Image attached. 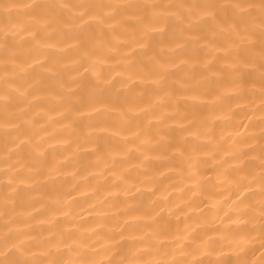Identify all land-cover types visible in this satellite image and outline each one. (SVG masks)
Listing matches in <instances>:
<instances>
[{
	"label": "bare ground",
	"instance_id": "1",
	"mask_svg": "<svg viewBox=\"0 0 264 264\" xmlns=\"http://www.w3.org/2000/svg\"><path fill=\"white\" fill-rule=\"evenodd\" d=\"M6 2L18 5L11 13L12 25L26 27L28 32L10 33L14 56L7 66L0 52V94L6 89L11 93L7 111L0 104V233L9 228L21 229L34 237L26 259H41L46 249L39 242L50 234H62L70 237L69 244L75 241L82 245L83 258L101 260L108 255L102 251L108 244L107 236L123 230L125 239L118 245L122 254H136L141 260L168 259L171 255L179 259L181 245L187 251L193 239L205 238L213 244L196 253L205 264H216L218 260H230L233 264L248 260L259 264L262 250L256 233L251 238L245 235L246 243L241 246H229L230 241L240 239L237 222L245 219L233 214L238 210L234 204V185L239 178H250L260 172L259 152L247 150L260 142L264 130V112L258 109L259 69L242 74L247 99L218 103L216 97L236 75L227 67L236 61L225 59L221 52L215 51L225 47L222 40H217L214 48H208L204 46L205 40L193 44L186 39L204 35L203 29L184 33L176 40L184 45L183 49L171 57L168 49L175 47L173 43L156 46L149 40L150 55L158 54L164 58L162 63L175 65L169 68L167 76L170 104L156 105L157 95L163 93L135 81V92L141 94L135 103L138 108H150V111L127 116L125 107L116 105L91 118L85 108L72 109L69 113L70 105L61 106L58 98L71 88L72 99L78 101L95 83L91 73H85L84 68L73 63L79 59L80 51L72 47L75 41L63 27L70 13L58 12L47 27L34 24L29 27L36 17L33 9L25 7L39 2L176 5L208 0ZM212 2L259 5L260 0ZM220 12L227 17L232 10ZM253 14L259 15V9ZM0 27H3L2 17ZM123 27L134 30L138 26L129 19ZM89 30L99 31L95 26ZM30 33L35 39H31ZM118 33L119 29L114 34ZM126 39L119 37L121 43ZM254 40L258 52L259 37ZM119 52L121 55H114L109 65H116L129 49L121 47ZM234 55L237 60H244L243 50ZM130 58L138 59L139 52ZM208 66L210 71L205 72ZM48 68L51 71H45ZM212 73L219 80L208 79ZM181 85L188 86L187 90ZM116 88L121 85L117 84ZM193 96L198 99H190ZM6 123L18 128L10 126L5 131ZM25 134L42 145L39 165L33 162L29 144L19 145L5 160L8 150L14 147L12 141L18 136L23 139ZM250 187L253 192L250 202H258L261 199L258 186ZM5 193L15 201L11 215L3 214ZM226 214L231 215V222L225 219ZM152 232L160 233L157 241L148 235ZM140 237H145L146 242L137 243ZM115 240L119 241L120 237L115 236ZM173 249L177 251L173 253ZM165 252L170 255L164 256ZM71 255L76 256L75 250Z\"/></svg>",
	"mask_w": 264,
	"mask_h": 264
},
{
	"label": "snow or ice",
	"instance_id": "2",
	"mask_svg": "<svg viewBox=\"0 0 264 264\" xmlns=\"http://www.w3.org/2000/svg\"><path fill=\"white\" fill-rule=\"evenodd\" d=\"M16 7L18 5L0 0V17L3 18V27H0V52L4 55L5 66L14 56L12 46L9 44L10 33L14 31L16 33L28 32V28H22L11 23V13ZM25 7L33 9L36 17L29 27L33 24L47 27L58 12L70 13L66 17L68 23L64 24L63 27L70 34L69 38L75 41L72 47L80 51L79 59L73 63L77 68H84L85 73H91L95 83L87 94L78 101L72 99L74 93L71 88L67 89L66 94H62L58 98L61 106L70 105L69 113L72 109L85 108L88 109L87 115L91 118L111 110L110 106L116 105L124 106V114L127 116H135L137 112L150 111V108H138L135 103V100L139 99L141 95L135 92V81H139L143 85H151L156 93H163V95H157L156 105L170 104L172 96L168 92L167 76L169 68L175 65L162 63L164 58L158 54L150 55L148 41L151 40L156 46L173 43L175 47L168 49L171 57L178 55V50H182L184 47L183 44L176 43L178 37H183L184 33H192L202 29L205 31L204 35L188 36L186 39L193 44L199 40H205L204 46L208 48H214V43L217 40H222L225 47L223 49L216 48L215 51L221 52L225 59L232 58L236 61L227 66L228 70L236 75L229 81V86L216 97V102L223 104L231 100L247 99L242 74L246 70L255 71L258 68L260 83L258 109L264 112V0H260L259 5L241 3L225 5L208 0L205 3L176 5L134 2L72 5L39 2ZM73 9H77V11H73ZM221 9H231L232 13L227 17L222 16ZM257 9H259V15H254L253 13ZM126 13L129 15L125 16ZM129 19L138 26L136 29L130 30L123 27V24L127 23ZM90 26H95L99 31H90ZM117 29H119V33L114 34ZM120 36H126L127 39L121 43ZM256 36L259 37L258 52L255 50L254 37ZM30 37L35 39L31 33ZM121 47L128 48L129 52L122 55L116 65H109L108 61L114 55H121L119 52ZM241 50L244 52L243 61L237 60L234 55ZM138 52V59L130 58L136 57ZM33 62L39 64L38 60ZM181 63L186 62L181 61ZM117 68L121 70L116 71ZM45 71H51V69L48 68ZM204 71H210V66L205 67ZM78 75L80 74L78 73ZM208 79L219 80V77L212 73ZM72 82L75 83V78ZM117 84L121 85V88H116ZM181 87L186 90L188 88L186 85H181ZM14 91L19 92V89ZM20 94L24 95V93ZM10 95L11 93L7 89L3 94H0V104L4 106L5 111L9 107ZM190 99L196 100L198 97L193 96ZM10 126L18 128V125L7 123L3 127L6 131ZM135 135L139 136V133ZM16 140H19V144H16ZM16 140L12 141L14 147L8 150L5 160L18 150L19 145L29 144L34 154L33 162L37 165L42 163V145L39 141L34 142L26 134L23 139L18 136ZM143 143L144 141H141V144ZM247 150L259 152L260 172L252 174L250 178L241 177L234 185L236 195L234 204L238 210L233 214L242 215L245 219L237 222L240 227L237 235L240 236V239L230 241L229 246L232 244L241 246L246 243L245 235L251 238L252 233H256L260 240L259 248L262 250L259 264H264V130L261 131L260 142L250 145ZM36 171H39V168ZM11 184L12 181L10 180L8 186L11 187ZM251 185H257L259 188L261 199L255 203L250 202V197L253 195ZM15 206V201L12 200L11 195L5 193L2 200L3 214L11 215ZM225 219L231 222V215L226 214ZM148 235L152 241H157L160 233L152 232ZM115 236H119L120 240H115ZM34 239L21 229L14 231L9 228L0 233V264H205L203 260L196 257V253L203 252L205 248L213 244L211 239H193L189 243L187 251L184 250V245L180 246L181 255L179 259L175 255H171V258L168 259L141 260L136 254L132 256L122 254L118 247L120 241L125 239L123 230H121L114 235L107 236L108 244L102 249L108 253L107 257L94 260L83 258L81 256L82 245H78L75 241L69 244L68 239L70 237H65L62 234H50L47 239L39 242V246L46 249L41 253L42 258L26 259L25 256L30 251ZM136 242L143 244L146 239L140 237L136 239ZM61 245H63V249H61ZM74 250L76 256L73 258L71 254ZM156 251L159 252V248ZM176 251L177 249L172 250L173 253ZM32 255L35 257V254ZM65 255L68 258H65ZM169 255L168 252L164 253V256ZM216 264H233V262L218 260ZM239 264H257V262L245 260Z\"/></svg>",
	"mask_w": 264,
	"mask_h": 264
}]
</instances>
